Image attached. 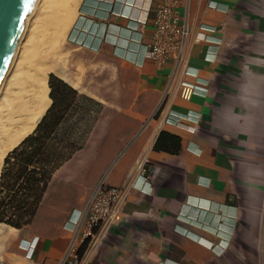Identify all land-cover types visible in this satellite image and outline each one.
Listing matches in <instances>:
<instances>
[{
    "label": "crops",
    "instance_id": "obj_1",
    "mask_svg": "<svg viewBox=\"0 0 264 264\" xmlns=\"http://www.w3.org/2000/svg\"><path fill=\"white\" fill-rule=\"evenodd\" d=\"M160 1L79 0L67 43L85 56L54 66L55 74L98 107L74 104L60 121L58 132L79 148L54 170L30 222L0 221V264H69L72 238L78 264H264V243L241 238L248 225L233 217V161L207 121L210 98L223 94L252 34L264 30V0H178L180 21L191 28L187 59L158 66L145 45ZM196 78L207 90L182 98L180 82ZM169 109L188 117L175 122ZM140 157L148 181L137 177L100 246L84 252L82 226L74 229L69 216L100 178L121 183ZM255 234L264 241V225Z\"/></svg>",
    "mask_w": 264,
    "mask_h": 264
},
{
    "label": "clouds",
    "instance_id": "obj_2",
    "mask_svg": "<svg viewBox=\"0 0 264 264\" xmlns=\"http://www.w3.org/2000/svg\"><path fill=\"white\" fill-rule=\"evenodd\" d=\"M252 35L223 94L210 98L207 121L212 136L224 141L221 146L227 145L226 155L233 161L239 192L238 215L234 209L233 217L248 225L241 238L249 246H259L264 243L255 234L264 225V30ZM230 248V243L223 245V250Z\"/></svg>",
    "mask_w": 264,
    "mask_h": 264
},
{
    "label": "bare ground",
    "instance_id": "obj_3",
    "mask_svg": "<svg viewBox=\"0 0 264 264\" xmlns=\"http://www.w3.org/2000/svg\"><path fill=\"white\" fill-rule=\"evenodd\" d=\"M77 1L32 0L27 8L25 19L23 18L25 21L0 76V168L7 151L34 129L49 106V72L61 75L60 70L55 69L52 64H34L35 56L32 58L33 62L28 60V64L27 50L30 53L33 51L29 49L30 43L35 41V45H39L36 41H43L39 38L42 35L56 41V44L62 40L77 14ZM33 5L35 10H31ZM34 43L32 47L39 50L37 46L34 47Z\"/></svg>",
    "mask_w": 264,
    "mask_h": 264
},
{
    "label": "trees",
    "instance_id": "obj_4",
    "mask_svg": "<svg viewBox=\"0 0 264 264\" xmlns=\"http://www.w3.org/2000/svg\"><path fill=\"white\" fill-rule=\"evenodd\" d=\"M51 102L34 129L3 157L0 168V221L20 227L33 218L54 170L79 145L58 132L77 90L48 74Z\"/></svg>",
    "mask_w": 264,
    "mask_h": 264
},
{
    "label": "built area",
    "instance_id": "obj_5",
    "mask_svg": "<svg viewBox=\"0 0 264 264\" xmlns=\"http://www.w3.org/2000/svg\"><path fill=\"white\" fill-rule=\"evenodd\" d=\"M178 0H161L155 9L153 16V29L150 41L145 45L146 54L153 59L158 66L172 60L175 64L185 63L190 48L191 28L186 21H180L177 10ZM200 28H205L203 25ZM201 38V36H196ZM185 72H189L188 65ZM197 77V71H192ZM180 96L189 98L192 93L200 90L206 91V82L196 78L194 81L182 80L180 82ZM185 115L169 109L167 118L179 122ZM147 182L144 159L135 160L133 166L127 171L124 180L119 184H111L100 178L89 193L85 206L78 209L77 214L69 216L68 223L74 229H79L81 224V243L84 244V252L92 253L102 243L108 230L116 223L123 202L126 200L130 189L137 186V177ZM140 187V186H139ZM72 238L66 250L69 264H78L81 255Z\"/></svg>",
    "mask_w": 264,
    "mask_h": 264
},
{
    "label": "rangeland",
    "instance_id": "obj_6",
    "mask_svg": "<svg viewBox=\"0 0 264 264\" xmlns=\"http://www.w3.org/2000/svg\"><path fill=\"white\" fill-rule=\"evenodd\" d=\"M77 4L79 3V0L76 2ZM36 5V4H35ZM35 5H33V7H32V9L31 10H35ZM25 16H26V14H25ZM25 16H24V19H25ZM24 21L25 20H23V23H24ZM25 24H26V22H25ZM68 32V31H67ZM34 35L35 36H37V34H35V32H34ZM47 39H46V38ZM39 38H42L43 39V41L42 40H40V39H37L38 41H36L37 42V44H38V42H39V45H35V41L33 42L32 41V43H30V48L29 49H33V51H36L37 49L35 48H33L32 47V45H33V43H34V47H38V49L39 50H37V52H35L34 54H33V51H31V53H30V50H27V51H29V52H27V56H28V58H26V60H27V62H28V64H30V62H33V60H32V58L34 57V60H36V61H34V64L36 63V64H38L39 62L40 63H46V64H52V65H54V66H56V65H61V64H63V63H69V61H72V59L73 58H75V57H79V56H85V53L83 52V51H80V50H78L77 48H72V47H70L69 46V44L67 43V33H66V35L62 38V40H60V41H58V43L56 44V41H52V40H50V38L49 37H47V36H44V35H42L41 37H39ZM45 39V40H44ZM48 40H50V41H52L51 43H50V41H48ZM44 41H46L45 42V44L43 43ZM48 41V42H47ZM55 43V44H53V45H55V46H53L52 45V43ZM50 43V44H49ZM17 44V43H16ZM43 44V45H42ZM46 45V46H45ZM59 45V46H58ZM61 45V46H60ZM52 46V47H51ZM45 49V50H44ZM45 51V52H44ZM53 52V53H52ZM60 53V54H59ZM62 53V54H61ZM64 53V54H63ZM36 54V55H35ZM43 55V56H42ZM26 56V57H27ZM46 56V57H45ZM43 57V58H42ZM25 60V61H26ZM28 60H30V62L28 61ZM38 62V63H37ZM50 72H52V71H50ZM105 77V76H104ZM74 104H76V106H81V107H86V108H90V109H93V110H95L98 106H96L97 104L96 103H92V102H89V101H86V100H78L77 99V94H76V96H75V99H74V101H73V103L70 105V107L72 106V105H74ZM70 107H69V109H70ZM68 109V110H69ZM68 112V111H67ZM74 115V118L72 119V121H73V123L74 124H77V126H79V119H80V117L81 116H84V113L83 112H80V110H78V108L77 109H75L73 112H72V116ZM62 134V133H61Z\"/></svg>",
    "mask_w": 264,
    "mask_h": 264
},
{
    "label": "water",
    "instance_id": "obj_7",
    "mask_svg": "<svg viewBox=\"0 0 264 264\" xmlns=\"http://www.w3.org/2000/svg\"><path fill=\"white\" fill-rule=\"evenodd\" d=\"M31 1L0 0V76L14 48L24 15Z\"/></svg>",
    "mask_w": 264,
    "mask_h": 264
}]
</instances>
